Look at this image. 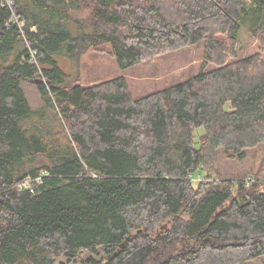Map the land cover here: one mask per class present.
Listing matches in <instances>:
<instances>
[{
  "label": "trees",
  "instance_id": "obj_1",
  "mask_svg": "<svg viewBox=\"0 0 264 264\" xmlns=\"http://www.w3.org/2000/svg\"><path fill=\"white\" fill-rule=\"evenodd\" d=\"M11 1L0 0V264L83 252L86 264H264L261 180L218 166L264 151V0ZM243 35L261 49L244 53ZM196 44L199 73L137 96L122 75L83 83L58 62L101 49L127 69ZM27 177L41 178L32 191L17 187Z\"/></svg>",
  "mask_w": 264,
  "mask_h": 264
},
{
  "label": "rangeland",
  "instance_id": "obj_2",
  "mask_svg": "<svg viewBox=\"0 0 264 264\" xmlns=\"http://www.w3.org/2000/svg\"><path fill=\"white\" fill-rule=\"evenodd\" d=\"M242 51L244 53L253 52L261 49L256 40L251 37L243 35L240 39ZM201 46V45H200ZM196 44L189 48H181L178 51L171 53H163L160 56L148 59L136 64L127 69H120L117 66L115 59L107 53V50L90 49L80 57V60L75 64L73 61L60 57L58 62L60 68L68 73L74 74L77 71L83 83H93L104 78H111L122 75L129 79L132 93L137 96L145 94L156 89H161L170 84L181 82L182 79L188 78L200 71L202 64L200 58L201 47ZM264 56V50L261 52ZM264 59V58H263ZM24 95L26 96L30 108L32 110H43L45 115L43 121L46 126L55 127L57 121L55 118V110L52 107L45 106L37 87L30 82L22 81L21 83ZM264 151L258 154L250 152L243 161H236L231 159H223L219 163L222 173H255L256 177L261 180L260 187L264 190ZM260 170V171H258ZM201 179V178H200ZM199 179V180H200ZM196 183L198 177L191 179ZM162 226L161 229H163ZM87 253L79 254L77 258L68 259L65 257L59 258L54 264H86L85 259ZM97 260L102 258V255H95ZM262 260L255 259L245 262L244 264H263Z\"/></svg>",
  "mask_w": 264,
  "mask_h": 264
},
{
  "label": "built area",
  "instance_id": "obj_3",
  "mask_svg": "<svg viewBox=\"0 0 264 264\" xmlns=\"http://www.w3.org/2000/svg\"><path fill=\"white\" fill-rule=\"evenodd\" d=\"M6 2H7V5L8 6H12V1L11 0H6ZM10 22H16L17 24H18V27L20 28L19 30H21L22 28H23V26H24V22L22 21V20H18L15 16H14V14H12V16H10ZM33 29H35L34 28V26H31V30H33ZM23 31V30H22ZM29 56H31V59L30 60H32L34 63H36V61H35V59H34V51L33 50H31L30 48H29ZM40 177H36V178H25L24 180H22L18 185H17V187L19 188V189H29L30 191H32L33 190V187L32 186H30L31 185V183L32 182H34V181H36V182H40Z\"/></svg>",
  "mask_w": 264,
  "mask_h": 264
},
{
  "label": "water",
  "instance_id": "obj_4",
  "mask_svg": "<svg viewBox=\"0 0 264 264\" xmlns=\"http://www.w3.org/2000/svg\"><path fill=\"white\" fill-rule=\"evenodd\" d=\"M35 82H41V79L36 80Z\"/></svg>",
  "mask_w": 264,
  "mask_h": 264
}]
</instances>
